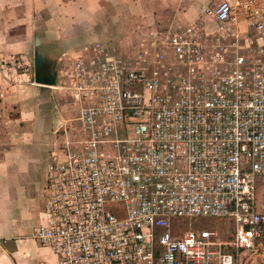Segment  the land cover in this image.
<instances>
[{"label":"built area","instance_id":"obj_1","mask_svg":"<svg viewBox=\"0 0 264 264\" xmlns=\"http://www.w3.org/2000/svg\"><path fill=\"white\" fill-rule=\"evenodd\" d=\"M159 47L133 69L87 46L61 75L83 127L35 234L57 264H246L264 246V0L205 6Z\"/></svg>","mask_w":264,"mask_h":264},{"label":"crops","instance_id":"obj_2","mask_svg":"<svg viewBox=\"0 0 264 264\" xmlns=\"http://www.w3.org/2000/svg\"><path fill=\"white\" fill-rule=\"evenodd\" d=\"M102 1L118 0H0V264H57L52 250L40 245L35 234L46 221L52 145L57 132L72 121L64 116L70 106L60 102L65 99L51 90L55 87L38 85L15 70L6 71L4 61L12 56L25 60L33 53L35 60L36 39L41 47L40 35L59 33L54 30L58 29L56 18L66 20L70 7L80 14L75 4ZM120 1L136 2L148 14L161 5L176 4L180 18L167 28L169 32L201 18L203 7L226 0ZM57 71L58 81L62 72Z\"/></svg>","mask_w":264,"mask_h":264},{"label":"rangeland","instance_id":"obj_3","mask_svg":"<svg viewBox=\"0 0 264 264\" xmlns=\"http://www.w3.org/2000/svg\"><path fill=\"white\" fill-rule=\"evenodd\" d=\"M140 4L136 2H94L78 3L81 13H76L75 9L68 10L66 20L56 18L59 33L36 34L42 38V44L39 50L44 53L50 61L56 63V68L62 74L65 69L72 65L73 61L87 46L100 44L103 51L108 56H113L133 68H147L153 61L156 51L160 49V39L167 32V28L180 18L176 4L171 7L160 6L151 13H143L139 8ZM72 6V5H70ZM68 7V5H66ZM50 32L52 29H49ZM92 48V47H91ZM21 64L17 68L18 74H27L34 81V53L30 54L25 60L20 56H12ZM63 83V81H62ZM60 79L58 86H62ZM55 92L64 98L60 102L66 104L68 111L64 116L72 120L69 125L57 132L56 142L52 145L51 162L56 163L61 148H64L65 142L75 140L76 135L82 131L83 124L79 120L80 113L72 102L71 98L65 95L61 90ZM50 90V89H49ZM50 90V93L52 91ZM50 98L54 101L52 95ZM55 108V104H54ZM74 108V110H73ZM72 110V111H71ZM69 114V115H67ZM258 209L264 211V182H260L257 191ZM219 220L216 219H187L188 229L218 228ZM246 264H264V246L259 252L247 251L242 254Z\"/></svg>","mask_w":264,"mask_h":264},{"label":"water","instance_id":"obj_4","mask_svg":"<svg viewBox=\"0 0 264 264\" xmlns=\"http://www.w3.org/2000/svg\"><path fill=\"white\" fill-rule=\"evenodd\" d=\"M40 40L35 41L34 80L38 85L56 87L58 71L55 65L48 62V58L39 50Z\"/></svg>","mask_w":264,"mask_h":264}]
</instances>
